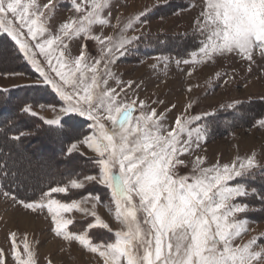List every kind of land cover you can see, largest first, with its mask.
<instances>
[{
  "label": "snow or ice",
  "instance_id": "1",
  "mask_svg": "<svg viewBox=\"0 0 264 264\" xmlns=\"http://www.w3.org/2000/svg\"><path fill=\"white\" fill-rule=\"evenodd\" d=\"M55 8L54 0H48L42 7L37 0H0V31L15 42L43 83L50 84L63 101L53 118L40 117L49 126L46 131L57 135L61 142H68L64 151L69 156L83 155L81 146L95 153L98 174L70 177L63 186H49L38 200L18 199L13 195V201L33 213L46 209L56 237L69 246L78 244L98 255L103 264H264V246L256 247L264 238L234 243L247 231L248 222L242 216L250 210V205L243 201L258 197L264 204V192L246 182L257 169L264 175V165L258 164L254 155H247L229 163L204 166L205 158L197 156L191 174L180 175L177 169L185 163L181 157L190 155L199 149L200 142L207 140L210 129L203 121L219 113L192 116L185 112L174 119L169 130L163 123L168 110L145 112L144 101H139L137 107V100L118 99L125 89L117 92L107 87L113 77L110 66L127 55L130 45L139 37L121 36L115 40L112 36L92 34L93 26L109 24L110 0L79 3L73 0L72 8L78 15L62 22L53 35L45 20ZM146 15L147 12H142L133 19L144 23L142 18ZM132 24L133 20H129L125 28L130 29ZM25 29L58 82L49 78L35 59L31 45L22 39ZM197 30L204 39L198 52L191 53V61L184 59L183 63L239 56L251 65L257 52L264 59V0H205ZM81 36L100 45V56L94 62L88 61L86 45H81L74 60L68 55L66 41ZM131 87L130 81L128 88ZM10 99L0 94V104H7ZM226 107L235 109L236 105ZM53 110L56 111L55 107ZM20 111L37 116L28 104ZM79 118L90 122L91 135L80 138L77 134ZM104 121L110 122V126ZM258 126L264 128V119ZM32 134L21 131L11 140L21 142ZM5 169L6 163L0 172ZM91 183L110 190L114 218L121 225L114 242L96 243L92 239L93 229L111 231L95 211L99 197L88 194L69 202L53 198V194H70ZM4 195L10 193L6 191ZM88 204L90 208L86 207ZM74 211L92 217L93 222H86L80 230L70 228L74 221L64 214ZM9 238L14 264H37L27 237L23 252L15 242L16 233H11ZM0 264H8V255L3 250H0Z\"/></svg>",
  "mask_w": 264,
  "mask_h": 264
},
{
  "label": "rangeland",
  "instance_id": "2",
  "mask_svg": "<svg viewBox=\"0 0 264 264\" xmlns=\"http://www.w3.org/2000/svg\"><path fill=\"white\" fill-rule=\"evenodd\" d=\"M47 2L48 0H37L41 7ZM54 2L56 8L48 13L45 20L53 35L57 34L62 22L78 15L72 8L73 0ZM204 2L205 0H110L109 24L93 26L92 29L93 35L112 36L115 40L121 36L128 39L139 37L130 45L129 53L110 66L113 77L109 79L107 87L117 92L121 88L125 89V94L118 99L137 100V107L139 101H144L145 112L157 109L159 113H165L168 110L163 123L169 130L174 126V119L185 112L192 116L203 115L205 112L219 113L212 119L206 118L203 121L210 129L207 140L200 142L199 149H194L190 155L181 157L185 163L177 169L180 175L191 174L197 156L205 158L204 166L217 162L229 163L236 157L244 158L247 155H254L257 163L264 165V128L258 126V122L264 119V59L257 52L255 62L251 65L239 56L213 58L198 64L183 63L184 59L191 61V53L198 52L197 45L204 39L197 30ZM142 12H147L142 18L146 22H136L133 18ZM129 20H133V24L130 29H126L125 25ZM1 35L11 39L2 31L0 38ZM22 39L31 45L35 51V59L49 78L58 82L45 57L35 49V42L27 37L26 29ZM66 43L67 53L73 60L79 55L81 45H86L84 51L89 62H94L100 56V45L93 40H86L81 36ZM13 44L20 56L19 63L12 57L8 58V46L0 44V89L5 96L11 97L8 104L11 102L15 106L18 102L14 99L13 92H28V97L34 99V104L30 106L37 116L21 113L18 116L19 122L22 117L26 120L35 119L32 129L35 132L25 131L33 134L23 137L21 142L6 140L10 149L3 150L1 154L5 157L9 182L22 191L30 192V187L45 183L47 179L56 177L52 185L63 186L70 177L82 178L84 175L98 174V167L94 164L96 154L83 146L80 149L83 155L73 153L69 156L64 151L65 154L60 155L62 158L51 160L55 157L54 149L62 147L65 150L68 142H61L57 135L48 134L40 117L53 118L63 101L50 84L43 83V78L23 57L14 41ZM149 49L154 52L146 55L144 52ZM100 67L102 69L103 65ZM6 69L11 71H2ZM130 81L132 87L128 88ZM41 96L42 100H39ZM229 104H235L236 108H227ZM104 122L110 126V122ZM27 124L29 122L25 123ZM89 125L90 122L79 118L77 134L80 138L91 135ZM65 174H69V177L63 182L57 179L59 175L66 176ZM263 186L255 188L264 192ZM88 194L100 198L95 211L111 229L91 230L92 239L96 243L114 242L115 232L120 230L121 225L114 218V205L106 186L99 183L86 184L85 188L72 190L70 194H53V198L69 202L70 199H80ZM243 202L250 205V210L242 216L248 222L247 231L234 241L235 244L246 243L253 237L264 238V211H261L264 204L259 202L258 197H250ZM86 207L90 208L91 205ZM64 215L73 219L74 224L69 227L74 230H80L86 222H93L92 217H86L80 212ZM51 228V216L46 209L33 213L0 190V250L8 255V264H14L11 257L12 241L9 238L13 232L16 233L15 242L21 252L27 237L36 253L37 264H49V261L51 264H103L98 255L82 249L78 244L69 246L56 237ZM260 246H264V239L258 241L256 247Z\"/></svg>",
  "mask_w": 264,
  "mask_h": 264
},
{
  "label": "trees",
  "instance_id": "3",
  "mask_svg": "<svg viewBox=\"0 0 264 264\" xmlns=\"http://www.w3.org/2000/svg\"><path fill=\"white\" fill-rule=\"evenodd\" d=\"M1 36H2V38H0V44H2L4 46H6V45L8 46L7 50L10 53V55H9L10 57H8V58L12 57V58H14V61L19 63V57L20 56H19L18 52H16V48H15V45L13 44V42L9 38L5 37L4 35H1ZM200 45H201V43L197 45L198 49H199ZM138 48H140V46ZM196 50L197 49H194V51H196ZM153 52H154L153 50L149 49V50H146L144 53H146V55H148V54H151ZM8 58H4V59H8ZM2 71H11V69L10 70L6 69V70H2ZM1 93L3 94L2 89H0V94ZM27 93L17 94V93L13 92L14 99H16V101L18 102V103H16V106H15V104H13L11 102L9 104L7 103V105L0 104V167H2L5 164V160H4L5 157L3 154H1V152L3 150L8 151L10 149V147L9 148L7 147L6 140H10V142H11L12 141L11 137L14 135H18L19 132H21V131H23V132H25V131L33 132L34 131L35 132V130H32V129H34L33 125L35 124V119L30 118V120H26L25 118L22 117V120L20 122L18 121V116L22 115L21 111H20V109H21L20 106L25 105V104H28V105L34 104V99L33 98L31 99L30 97H28L29 94H27ZM39 100H42V96L40 97ZM26 122H29V124L25 125ZM44 126L46 127V129L49 127L46 125H44ZM43 131H45V129ZM48 134H50V132H48ZM51 134H53V136L55 135L54 133H51ZM58 147H60V145H58ZM54 150H55V157H53V159H51V160L55 161L56 159H59L60 155L63 156L65 154L62 147L56 148ZM60 158H62V157H60ZM70 170H68V172ZM69 173H71V172H69ZM68 175H66V176H64V175L60 176L59 175V177H57V179L60 180L61 182H63L64 180H66L69 177ZM55 178L47 179V181L45 183H42L38 186L30 187L32 189V191L25 192V191H22L21 189H19L18 187L12 185L9 182L10 176H9V173L7 172V170L5 169L4 172H0V190L2 191V194H4L7 191L10 193V195H8V196L15 195L18 199H27V200L31 201L34 198V199L38 200L41 196L42 191H47L49 186H56L55 184L52 185V183L55 181L54 180ZM263 179H264V175H262L261 172L259 171V169H257L255 175L253 177H248L246 182L248 185H250L252 187L256 186V187L261 188L263 186L262 184H264V182H262ZM76 193H79V192H76Z\"/></svg>",
  "mask_w": 264,
  "mask_h": 264
}]
</instances>
